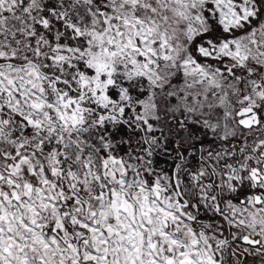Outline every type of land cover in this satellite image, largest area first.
<instances>
[{"label":"snow or ice","instance_id":"6c2138e0","mask_svg":"<svg viewBox=\"0 0 264 264\" xmlns=\"http://www.w3.org/2000/svg\"><path fill=\"white\" fill-rule=\"evenodd\" d=\"M0 264H264V0H0Z\"/></svg>","mask_w":264,"mask_h":264}]
</instances>
